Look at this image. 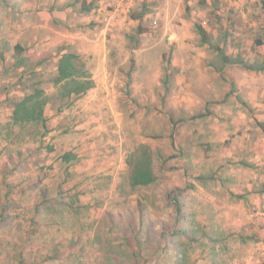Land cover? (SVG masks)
<instances>
[{
	"label": "rangeland",
	"instance_id": "rangeland-1",
	"mask_svg": "<svg viewBox=\"0 0 264 264\" xmlns=\"http://www.w3.org/2000/svg\"><path fill=\"white\" fill-rule=\"evenodd\" d=\"M173 1L176 3L174 10L166 9L165 12L162 11L160 0H139L137 5L133 1L129 14L123 13L110 23L106 19L108 16L99 19L102 23L95 21V25L106 24L108 27L107 39L101 44L107 56L98 59L95 58L98 56L91 54L87 61L93 67H98L101 62L107 63L106 69L93 73L98 78L106 77L114 86L117 85L116 92L120 91L123 95L112 103L96 99L92 104H85L90 115L88 118L84 117V113H78L82 106L81 100L73 103L68 110L56 114L55 120L50 119L48 122V127L56 128L52 132L55 135L48 134L44 142L51 143L54 140L57 149L54 160H58L59 155L77 143L80 137L85 138V141L96 139L92 141L97 144L106 143L110 149L123 148L121 154L124 155L123 161L127 162V166L120 170L118 180H121H117L113 188L105 184L107 181L100 183L101 187L106 185L101 191L107 192L109 188L111 196L105 210L100 205L89 215L87 208L81 204L65 205L58 200L47 202L48 207L56 211L52 219V230L44 217L33 224L28 221L20 222L18 217L4 220L2 216L6 213L16 216L15 213L23 212L24 208L16 209L14 201L1 194L0 203L12 204L8 203L5 210L0 209V264H19L21 259L22 264H119V261L124 264H264L257 257L260 248L252 247V239L246 233L241 238L234 236V219L238 216L228 214L227 207L232 202L229 195L219 194L211 180L202 183L204 179L197 177L194 170L189 175L184 174L175 158L181 154L179 124L183 121L181 109L187 105L184 98L186 72L177 70L175 64L187 61L194 64L198 61L196 56L199 50H188L199 47L197 24H202L219 36L228 35L221 22L227 16L237 14L238 9H242L246 3L244 15L253 19L240 24V35L246 36V42L248 39L254 41L257 37L264 40L262 1L200 0L194 17V9L188 0ZM29 2L34 3L33 0ZM11 3L12 0H0V161H4L5 157L8 161L10 152L18 154V150L24 147H36L38 143L32 140L35 138L29 133L33 132V135L43 138L41 132H44L40 123L26 125L13 120L11 101L24 94L23 83L17 84V88L9 94L2 92L3 87L20 79L25 85L50 78L54 74L51 67L55 64V61L50 60V69L46 72L36 69L38 60L44 58L43 54H38L31 46L29 50L25 41L17 43L21 46V51L17 52L15 42L5 39L7 28H10L9 20L12 19L14 24L23 19L28 20L35 10L34 4L20 8L21 0L18 3L16 1L17 7H13ZM170 14V19L166 20V16ZM200 16L206 20L203 22ZM6 20L9 22L4 24ZM119 22H123V26ZM25 31L27 36L35 33L31 28ZM13 32L17 31L13 29ZM26 34L24 32L23 37ZM224 47L229 49V43H225ZM232 57L245 58L247 63L257 64L264 59V45L253 46L250 55ZM208 60L223 63L218 54L214 57L209 54L206 61ZM10 64H16L18 70L9 69ZM129 84L132 89L139 85L138 91L141 90L148 97L150 93V99L141 97L140 104H133V96L127 90ZM191 89L195 92V83ZM96 93H100V90ZM136 94L140 95L138 92ZM8 95L9 100L1 99ZM57 102L61 105L64 103ZM146 104L153 107L146 109ZM163 107L166 111L161 110ZM195 113L194 111L193 114ZM84 120H89L96 128H90L88 132V129L75 127ZM87 135L91 136L87 139ZM143 145H149L153 150L156 180L147 187H133L129 184L128 162L131 154ZM28 152L29 150L23 151L24 154ZM200 188L205 193L203 196ZM18 190L19 188H15L13 194ZM169 191L172 194L182 192L188 196L195 192L202 198L198 204L191 199L187 202V207H183L189 216V223L186 225L189 234L179 236L176 246L170 245L169 239L160 235L159 225H156L155 229L150 230L148 238L144 239L147 249L141 250V244L132 237L128 239L131 243L129 245L122 228L123 217L112 219L107 215L108 210L117 212L119 209H136L137 200L141 198L153 210L156 224L164 220L169 228H173V218L169 215L175 207L168 200ZM32 203L25 202V207L32 206ZM217 205L223 207L222 213L225 210V214L215 215L214 208ZM127 220L126 218L125 221ZM205 230L213 239L200 238L196 243L190 240L192 236H200ZM179 242L183 243L185 254H179ZM148 251L153 253L147 255Z\"/></svg>",
	"mask_w": 264,
	"mask_h": 264
},
{
	"label": "crops",
	"instance_id": "crops-1",
	"mask_svg": "<svg viewBox=\"0 0 264 264\" xmlns=\"http://www.w3.org/2000/svg\"><path fill=\"white\" fill-rule=\"evenodd\" d=\"M16 1L18 3L19 0H12L13 7H17ZM33 1L34 3L21 0L20 8L34 4L35 10L29 15L28 20L23 19L16 24L12 19L9 20L10 28H7L8 33L5 39L13 40L15 45L25 41L29 50L32 47L38 54H43L46 59L43 64L37 65L36 69L49 71L50 60L55 61L54 66L51 67L54 73L53 78L58 73L57 64L63 54L70 50L77 51L84 61V69L91 74V79L94 81L87 90L80 93L73 92L70 98H64L58 95V86L54 84L53 78L42 80L43 98L47 99L44 107L47 125L50 119L55 120L56 114L62 110H68L67 108H70L73 103L82 100L78 113L82 112L85 114L84 117L88 118L90 115L86 106L94 103V100L112 103L119 96L121 97L122 92L115 90L117 85L114 86L106 77L98 78L99 76L93 73L96 70L106 69L107 63L101 62L98 67H93L87 61L91 54L98 56L95 57L98 59L107 56L101 44L107 39L108 27L106 24L95 25L94 23L95 21L102 23L94 9L95 2L98 4L103 0ZM133 1H135L134 5L139 2V0ZM160 1H162L160 6L164 12L166 9L174 10L176 6L173 0ZM199 1L188 0L194 9L193 17L198 11L196 8L199 6ZM245 8L246 3L242 9H238L240 13L232 17L227 16L221 22L228 35L219 36L216 32L207 30L212 36V41L203 43L198 33L199 47L188 48L192 52L199 50L196 56L198 61L194 64L189 61L184 64H175L176 69L182 73L186 72L187 77L184 84V98L187 105L181 109L183 121L179 124L181 154L175 158L178 159L179 168L184 174L189 175L192 173L191 170H194L197 177L204 179L202 183L211 180L215 183L219 194L229 195L232 202L227 207L228 214L238 216L234 219V236L241 238L246 233L245 235L252 239V247L260 248L257 257L264 263V67L251 69L247 67V64L224 63L222 59L223 53L230 57L245 56L250 55L253 46L264 45V40H260V37L254 41L248 39L246 42V36L240 35L242 29L240 24L246 23L247 19H253L244 15ZM171 15L166 16V20L170 19ZM200 17L203 22L206 20ZM9 21L6 20L4 24ZM119 24L123 26V22ZM28 28L35 33L27 36L25 30ZM13 29L17 32H13ZM24 32L26 37H23ZM191 37H193L192 34ZM227 42L229 49L224 47ZM209 54H212V57L218 54L223 63L217 64L214 60L206 61ZM241 59L247 63L245 58ZM192 71L195 73L193 74ZM194 83L197 88L195 92L191 91ZM128 86L127 90L133 96L131 100L133 104H140L141 97L150 99V93L148 97L141 93V90L138 91L139 85L133 89L130 84ZM99 90L100 93H96ZM137 92L140 95L136 94ZM23 96L24 94L21 97ZM9 97V95L2 96L1 99L9 100ZM57 101H64V103L61 105ZM56 103L58 104L55 105ZM151 106L146 104L144 108L151 109ZM11 108L13 116V107ZM161 110L166 111V108L163 107ZM194 111L195 114H193ZM80 122L75 127L88 129V132L90 128H96L89 120ZM55 129L53 126L51 128L47 126L46 130L41 132L43 138L33 135V132L29 133L35 138L32 140L38 143L36 147H24L18 150V154L10 152L8 161L6 157L4 161H0V195L4 194L8 197L7 199L14 201V204L18 202L17 205L13 204L16 209L24 208L23 212H16V216L8 214L4 220L18 217L20 222L28 221L33 224L44 217L46 224L54 230L51 226H53L52 219L56 211L48 207L47 203L42 204L40 201L43 192H46L44 194L49 197L48 202L55 200L53 197L59 189L63 192L62 199L66 201L65 205H84L89 215H92L95 208L97 209L100 205H103L105 210L107 202L111 199L108 193L110 185L113 188V184L121 180H118L120 170L127 166V162L123 161L124 155L121 154L123 148L110 149L111 147H107L106 143L97 144L92 141L96 139L90 138L85 141V138L80 137L77 143L75 142L59 155L58 160H54V153L57 152L54 140L51 143L44 141L48 134L55 135L52 133ZM88 136L91 135H87V139ZM74 139L77 137L74 136ZM55 140L59 139L55 138ZM28 150V153H23ZM15 166H19L20 170L12 171V167ZM101 182H106L105 184L108 185L107 192L101 191L106 186L101 187ZM15 188L19 190L13 194ZM200 190L203 196L205 193L201 188ZM193 195L196 197L194 202L198 204L202 201L199 194L193 192ZM30 201L33 202L32 206L25 207V202ZM37 203H40L38 207ZM214 209H216L215 215L216 213L225 214V210L222 213L223 207L219 205ZM240 232H242L241 235Z\"/></svg>",
	"mask_w": 264,
	"mask_h": 264
},
{
	"label": "trees",
	"instance_id": "trees-1",
	"mask_svg": "<svg viewBox=\"0 0 264 264\" xmlns=\"http://www.w3.org/2000/svg\"><path fill=\"white\" fill-rule=\"evenodd\" d=\"M262 1V7L264 9V0ZM137 16H135L136 18ZM144 29V28H141ZM197 31L200 34L201 41L203 43L211 42L212 36L207 31V29L202 24H197ZM257 43H260V41H257ZM15 50L17 52L21 51L20 44H17L15 46ZM46 58H41L38 60L37 65L43 64L44 60ZM222 59L224 63H243L247 64L248 68L255 69V68H263L264 67V60L261 63L257 64H251L246 63L242 59H234L230 57L229 55L222 54ZM9 69L18 70V67H16V64H10L8 65ZM58 73L53 78L54 84L58 86V95L64 98H70L71 94L73 92L80 93L89 88V86L94 84L93 79H91V74L87 72L84 67V61L81 57V55L77 51L70 50L63 54V56L60 58L58 64ZM8 70H5L7 72ZM19 73V72H18ZM7 74V73H6ZM64 81V82H63ZM63 82V83H62ZM23 83L24 90L26 91L24 93V96L21 97L18 100L12 99L11 106L13 107V120L14 122H18L20 124H41V126L44 128V131L47 128V122L44 118V107L47 103V99L43 98V88L42 86V80H39L38 82H31L24 85V82L22 79L17 80L16 82L12 84H7L3 87V91L5 93H9L13 89L17 88V84ZM61 83V84H60ZM25 125V126H26ZM154 162V153L152 148L149 145H143L139 146V148L131 154V157L128 162V166L130 168V176H129V184L133 187H147L150 186L155 180H156V174L155 169L153 166ZM13 168V169H12ZM12 171L20 170L19 166L12 167ZM31 185V183H30ZM29 185V186H30ZM172 191V190H171ZM168 192V200L174 204V211L170 213L169 216L173 218V228H169L168 223L166 221H162L159 224L155 223L154 220V212L151 209V207L144 202L143 199L137 200V207L136 209H119L117 212L108 210L107 215L110 216L112 219H116L118 216L123 217V232L125 234L126 241L129 245V237H132L136 240L137 243L141 244V250L147 249L144 245V239H147L150 230L155 229L156 225H159L158 232L160 235L164 238L169 239L170 245H177L178 237L181 235H188L189 230L186 228V225L189 223V216L185 211L183 207H187V202L189 200H195L196 197L191 193V196H188L184 193H175L172 194V192ZM46 192L42 193V199L41 203L45 204L48 202L49 197L44 194ZM48 194V193H47ZM45 195V196H44ZM63 192L61 189H59L56 192V195L53 197L56 201H61L63 204L66 203L64 199ZM10 202H3L0 203V209L5 210V206L8 205ZM19 204L18 202L14 205ZM40 204V203H39ZM37 203V207L39 206ZM22 208V207H21ZM8 213L3 215V219H6ZM128 219L125 221V219ZM202 236V237H201ZM200 238H206V239H213L212 236H210L205 230L202 232L200 236H192L190 240L193 243L199 242ZM145 247V248H142ZM179 247V254H185L186 251L183 248V243H178ZM153 253V251H148L147 255ZM174 253V251L172 252ZM179 254H176L177 257H179ZM174 256V255H173ZM175 257V256H174ZM177 258L175 257V260ZM23 259H21L22 264ZM117 261V260H116ZM119 264H124L123 262L119 261Z\"/></svg>",
	"mask_w": 264,
	"mask_h": 264
},
{
	"label": "built area",
	"instance_id": "built-area-1",
	"mask_svg": "<svg viewBox=\"0 0 264 264\" xmlns=\"http://www.w3.org/2000/svg\"><path fill=\"white\" fill-rule=\"evenodd\" d=\"M133 0H103L97 4L94 11L98 18L108 16L106 19L110 23L120 15L129 14L132 9ZM125 16V15H124ZM123 16V17H124Z\"/></svg>",
	"mask_w": 264,
	"mask_h": 264
}]
</instances>
